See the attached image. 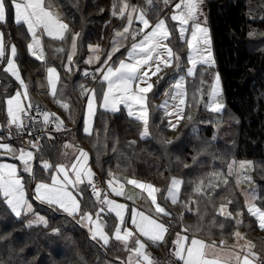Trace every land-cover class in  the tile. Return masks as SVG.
I'll return each instance as SVG.
<instances>
[{"label": "snow or ice", "instance_id": "obj_1", "mask_svg": "<svg viewBox=\"0 0 264 264\" xmlns=\"http://www.w3.org/2000/svg\"><path fill=\"white\" fill-rule=\"evenodd\" d=\"M203 2L204 0H178L172 6L171 15L167 19L159 18L155 24H152L144 8L131 4L129 0H113L111 15L114 18L126 20L124 27L121 30H114L109 49H102L99 44L88 45L90 55L81 61L89 66L97 65L94 71L84 69L82 74L101 85L99 91L96 88L80 85V95L86 98V115L83 119L85 135L91 137L95 134L99 138L100 133L93 127L99 109L117 113L121 111V105H123L127 110V116L141 124L140 138H149L151 133L148 94L153 93L156 85L164 79L159 74L165 68L175 67L178 73L183 72L170 83L165 91L167 98L158 106L169 118L167 123L169 129L175 130L185 118L189 121L193 119L190 113H186V109H198L203 105L204 109L210 113H222L225 105L222 102L221 78L218 72L210 83L201 79L199 87L195 88L191 97L188 94L187 78L195 79L201 66L208 68L215 66L211 37L206 26L207 18L202 10ZM145 3L152 6L154 0H145ZM162 3L168 7L173 4V0H162ZM53 8V0H0V23L7 22L8 13L11 11L13 22L18 26H26V31L31 36V42L27 44L29 54L41 62H46L43 45L45 37L61 43H68L70 39L68 49L60 47L55 49V52L66 54L62 66L65 72L72 73L73 65L79 63L74 61V57L78 54L80 33H72L69 25ZM169 21L174 23L173 28H169ZM134 23L139 27H134ZM174 32L178 33L181 45H186L188 65L186 68L182 67L185 58L171 46ZM253 35L254 33H249V36ZM129 39L130 44L127 43ZM122 48L125 49L122 53L123 58H119L117 53H121ZM17 55V46L6 45L4 33L0 31V63L5 64L2 71L14 77L23 89L5 99L7 124L0 125V129L7 128L9 140L13 138V131L17 137L25 135L30 137L22 141L27 147H14L10 143L3 142L4 137L0 136V158L7 157L18 161L20 165L18 167L17 163L0 162V204H3L9 214L17 219L28 215L33 216V219L27 221L28 227L34 224L47 227V219L36 212L32 202L38 201L72 217L77 224L88 229L92 240L97 243L102 242V247L109 245L112 239L121 242L123 249L130 253L126 264H158L148 253L147 245L141 237L156 246L165 243L166 236L170 234L171 224H166L163 217L171 218L172 214L158 202V194L162 190L152 183L135 178L121 181L111 172L108 173L110 179L106 181L108 191L101 189L94 182L95 173L89 166V153L82 148H77L71 142H65L63 145L65 150L73 149L70 163L53 164L50 160L41 159L44 148L42 141L45 137L53 140L55 139L53 132L68 133L71 130L56 113L44 110L38 105L34 106L30 102L28 85L22 78L16 63ZM114 57L117 58L114 60ZM75 70L80 71L78 67ZM46 73L49 94L71 120L70 104L58 98V93L59 96H63L62 91L58 89V84L61 82L60 73L56 67H48ZM153 77H157L156 84L151 82ZM26 100H29L27 104L24 103ZM36 124L42 126L36 128ZM37 132L40 134L34 135ZM104 134L105 136L107 134L106 127ZM130 143L134 144L135 141ZM167 143L170 144L172 141ZM62 155L67 157L69 153L64 151ZM251 167V161L237 163L233 160L227 163V176L235 172L237 185L242 181L251 182V177L244 171ZM37 170L43 172L47 180L37 179ZM222 174L215 172L208 174L207 184L204 178L199 179L198 182H190L193 184L192 193L197 196L206 195L208 190L218 186L212 182L213 179ZM228 182V179L223 181L225 185ZM125 183L147 194V201L150 202L148 210L137 208L129 210L127 204L118 203L110 198L109 193L115 197L124 196L126 199H133L132 196H126ZM184 183L185 181L180 178L171 177L163 199L172 204L181 203V186ZM82 185L84 187H81ZM87 188H90L92 196L95 197V204L99 205L95 212L86 211L82 206ZM244 195L247 214L256 220L260 230H264V207L257 205L255 201L258 197L254 192L244 193ZM198 203L197 200L189 198L183 202V207L187 212H193L189 205H198ZM231 203V200L221 203L216 212L225 219L234 220L239 226L243 224V219H236L229 211L228 205ZM105 212L114 213L117 221L111 234L105 230L107 222L101 215ZM195 214L198 216L197 224L182 226L170 242L171 254L177 264H264V259L254 251L255 245L247 241L239 231L232 235L237 240V245H233V248L238 246L240 240H245V244L239 245L240 251L225 250L223 240L218 246L214 241L208 243L199 238L198 234L204 230L202 221L206 213L201 214L197 207ZM237 215L242 217L243 212H238ZM183 219L182 213L178 217L181 225H183ZM211 224L216 226L215 218ZM219 228L223 229L224 224H219ZM52 232L59 234V229H53ZM208 232L211 234L210 229ZM121 264L125 262L122 261Z\"/></svg>", "mask_w": 264, "mask_h": 264}, {"label": "trees", "instance_id": "obj_2", "mask_svg": "<svg viewBox=\"0 0 264 264\" xmlns=\"http://www.w3.org/2000/svg\"><path fill=\"white\" fill-rule=\"evenodd\" d=\"M112 3L113 0H53L54 5L61 7L63 21L69 25L71 32L80 33L76 56L80 64L89 44L98 43L102 49L107 50L114 30L124 25L125 20L112 17ZM163 6H154L148 10V18L153 20L156 13H161ZM155 8H158L156 12ZM208 24L215 68L221 78L225 105L223 110L235 119L234 125H230L234 126L231 138L226 141L223 138L213 140L211 118L210 122L206 121V117L204 119L200 116V109L199 116L198 111L186 109V113H190L193 119L182 120L171 138V130L166 126L163 112L155 107L156 101L161 98L169 84L167 81L156 85L154 92L148 97L151 133L149 138H139L140 124L124 112L113 115L111 119V127L118 135L122 148L116 151L121 161L120 166L112 160L104 161L103 164L106 167L108 165L107 168L156 185L162 190L158 194V201L172 214L171 218L165 217V223L171 224L165 243L153 248L157 256L162 254L161 249L163 250L158 264H161L165 255H171L168 243L172 234L182 226L197 224V207L201 214L206 213L202 221L204 230L199 235L233 241L235 221L225 219L216 212L219 204L228 200L232 201L228 205L230 211L243 212L242 228L245 235L254 242V251L264 259V230H260L256 220L247 214L233 177L228 176L227 185L223 183L224 180L218 181L216 188L200 196L192 193L193 184L190 183L204 178L207 184L208 174L225 171L232 157L248 158L253 162L252 175L257 184V202L264 207V0H209ZM173 27L174 23L169 21V28ZM11 32L14 34L12 39L18 46L17 57L23 66V74L26 69L37 67V64L42 65L24 54L27 34L23 30L17 34L13 29ZM249 33L254 35L249 36ZM171 44L178 50L175 33ZM80 76L84 81L83 75ZM12 88L11 79L0 70L2 119L4 96L5 93L11 92ZM129 140L135 143L131 144ZM198 140L200 143L196 142ZM168 141L172 143L169 144ZM96 172L104 179L101 173H94ZM174 176L185 183L181 186V203L173 207L163 196L166 194L170 178ZM84 195V201L87 196H92L88 194L87 189ZM189 198L199 202L198 205H189L193 212H187L183 207V202ZM35 210L45 214L47 227L42 224L28 227L27 216L17 219L0 204V264H121L111 254L109 247H102L92 240L87 230L72 217L37 202ZM179 211L184 216L183 225L178 220L181 216ZM214 218L216 226L211 224ZM221 223L224 224L223 229L219 228ZM53 229H59V234H53Z\"/></svg>", "mask_w": 264, "mask_h": 264}, {"label": "crops", "instance_id": "obj_3", "mask_svg": "<svg viewBox=\"0 0 264 264\" xmlns=\"http://www.w3.org/2000/svg\"><path fill=\"white\" fill-rule=\"evenodd\" d=\"M140 1L141 0H135V1L132 2L131 0H129V2L131 4L137 5L138 7H139ZM159 5H163L162 0H154L153 5L150 6L149 8H147V9H145V10L147 12H149L148 10L153 9L154 6L157 7ZM54 7H58L60 9V17L62 18V14L63 13H62L61 7H59V5L58 6L54 5ZM165 13H166L165 11H161L160 14L163 15ZM160 14L156 13L153 20H150L148 18V16H147V18L151 21V23H155L157 21L158 16ZM7 20L10 21V22L0 23V31H2L4 33V40H5L6 45L15 44L14 40L12 39V35H14V34H12L11 29H13L15 34L21 32V30H23L28 36V40L26 41V45H25L24 54L27 55L31 59H35L33 56H31L29 54V52L27 50V44L30 43L29 40L31 39V36H30V34L27 33L26 26H22V25L18 26V25H16L13 22V16H12V12L11 11H9V13H8ZM125 22H126V20H125ZM168 26H169V23H168ZM134 27H139V25L134 23ZM69 44H70V39H69L68 43L63 44V43H61L59 41H53L50 38L45 37L43 39V45H44V50H45V53H46V62L39 61L40 63H42L43 66L37 64V67H34L32 69H28V70L26 69L24 74L22 72V67L23 66L19 63L18 57H16V63L19 66V70H20L21 76L24 79L25 83L28 85V93H29L30 102L33 105L35 103L39 102V101L43 102L44 104H46L51 109L52 112L56 113L58 116H60L64 120L65 125H68L69 127L77 126L76 130H75V136H74L75 140H76V143H74V140H72L71 143H73L77 148H82V149L86 150L89 153V156H90L89 164H90L92 170L94 172L98 171V173H101V175L104 177L105 183H106V180H107V178L109 176L108 175L109 172L118 173V174L121 173L122 175H128L129 176V174H125L124 172H120V171H117V170H113L111 168H107L108 165L106 167V165L103 164L104 161L112 160V161H115L118 166H120L121 158H119V155L116 154V151H119L122 148L120 147V144H119L120 142H119L118 135L116 134V132L111 127V119H112V116L115 115V114H118L120 112H124L125 114H127V112L123 111L121 109V111H119L117 113H111V112H106L103 109H99L97 111L96 119H95V122H94V125H93L94 129L97 132L100 133L99 138H97V136L95 134L93 136H91V137H89V136L84 134V132H83V123H82V119L83 118H81V117H84V112H83L84 111V107H83V104H82L83 100H84V97H82L80 95V85H86L87 83H90V80H89V78L86 79L84 77V79H85L84 81H86V82H85V84L81 83L80 81H82V79H81L80 74L82 75L81 69L83 67H85L86 64H84V63L74 64L73 65L74 71L72 73H67V72H65V70H64V68L62 66V62L66 59V54H57L55 52V49L60 48V47L68 49L69 48ZM97 44L98 43H92V44H89V45H97ZM15 45L17 46V44H15ZM17 51H18V46H17ZM124 51L125 50H123V48H122L121 49V53H117V56L120 55L119 57L123 58L122 53H124ZM88 53L89 52L87 50L86 54L88 55ZM87 55H84L83 59H86ZM74 61L77 62L76 56L74 57ZM2 65H3V63H2ZM48 65L55 66L57 68L58 72L60 73L61 82H60V84H58V89L60 91H62L63 96H59V93H58V98H60L64 102H68L70 104L71 115H72V119L71 120L68 119V116L65 113V111L62 110L60 107H58V105L55 103L53 97L49 94L50 93V89H49V87L47 85V81H46V69L48 68ZM87 66H89V65H87ZM77 67L79 68L80 71H76L75 70ZM91 67H94V66L92 65ZM91 67H88V68H91ZM95 67H96V65H95ZM2 68L3 67L1 66V72L4 73L2 71ZM4 75H6L7 77H9V79H11L12 86H13L11 92L5 93V96H4V101H5V99L7 97H10V96L14 95L18 90L23 91V89L20 88V85H19V83L16 82L15 78H13L12 76H10L7 73H4ZM173 81H174V79L169 82V84L167 85L168 88H169L170 83H172ZM95 87L99 91L100 88H101V85H99L97 83L95 85ZM165 97L166 96H165V92H164L163 95L161 96V98H159L156 101V103H155V107L157 109H159L160 111H162V112H163V110L160 109L158 106H160L163 103V98H165ZM28 102H29V100L24 101L25 104H27ZM5 107L6 106L4 104V108H3L4 118L2 119V117L0 116V121H1V125H5L6 126L7 117H6V114H5ZM163 114H164V112H163ZM164 116H165V119H166V115L165 114H164ZM166 126H167V119H166ZM105 127L107 129L106 136L104 134ZM5 129H7V128L4 127L2 129L3 131L0 130L3 133V135H4V133H6ZM141 130H142V126L140 124V127H138V136H139V132ZM170 130H171L170 135H171V138H172L174 136V130H172V129H170ZM13 134L15 135L14 132H13ZM5 135L7 137L8 136V132ZM139 138H140V136H139ZM6 139H7L6 141L9 140L8 138H6ZM14 139H15L16 143H14V142L13 143L20 145L18 143V141H17V136H15ZM130 141L131 140H129V142ZM42 144L44 145V148L42 149L43 156L40 157L41 159L50 160L53 164H58V163H61L63 161H67V160H71L72 159L73 149L65 150L61 146L62 144H61V142L59 140L53 141V140H49V139H47V137H45V139L42 141ZM13 146H15V145H13ZM20 146H22V145H20ZM113 149H115V150L113 151ZM64 151H67L69 153V155L67 157L62 155V153ZM17 165H18V167H20L19 162H17ZM36 175H37V177H43V178L46 177L45 174L43 172L39 171V170H37ZM130 177H132V176H130ZM26 179H27V177H26ZM81 187H84V186L82 185ZM94 200L95 199H93L92 196H91V198L87 196V200L86 201H82L83 208L84 209L94 210L97 207V205L95 204ZM33 202H34V207H35L36 202L39 203L38 201H34V200H33ZM168 203L171 206L174 205V204L170 203V201H168ZM51 209L53 210V208H51ZM54 211H56V210L54 209ZM56 212L63 213L61 211H56ZM37 213H40V212H37ZM40 214H42V213H40ZM64 214H66V213H64ZM30 216L31 215H28L27 219H29ZM103 217H104V220L107 222L106 228H107L108 232L111 234L114 231L115 224L117 223L116 218H115V214L114 213L107 214L105 212ZM163 220L165 222V217H163ZM166 224H168V222H166ZM180 228L177 229L176 232L180 231ZM87 232H88V230H87ZM175 233L172 234L173 236H172L171 240L174 239ZM89 235H90V233H89ZM198 236H199V238L204 239L208 243H212L214 241L218 246L220 245V242L222 240L225 241V244L223 245V248L225 250L240 251L239 245L245 244L244 240H240L238 242V246L233 248V245H237V240L235 238H234V241H227L226 239H223V238L212 239V238H206V237H204L202 235H199V234H198ZM165 239H167V236H166ZM247 241H249V239ZM99 244L102 245L101 242ZM157 246L159 247L160 244H158L156 246H153L149 242L148 245H147V251L154 258V260L156 262H159L160 258L163 256V252H162L163 250L161 249V253H162V254H160L161 256L160 255L157 256V254L153 250V248L157 247ZM168 246H169V250H170V254H171V249H172L171 243H168ZM103 247H106V248L109 247V251L111 253H113V256L115 257V259H117V257H119L118 260L120 262L124 261L125 264H126V260H127V257L125 258V254L126 253H125V250L123 249V245L120 242L115 241L114 239H112V240H110L109 245L103 246ZM155 254H156V256H155ZM161 260H163V258ZM161 263H162V261H161Z\"/></svg>", "mask_w": 264, "mask_h": 264}, {"label": "rangeland", "instance_id": "obj_4", "mask_svg": "<svg viewBox=\"0 0 264 264\" xmlns=\"http://www.w3.org/2000/svg\"><path fill=\"white\" fill-rule=\"evenodd\" d=\"M176 2H178V0H173V4L172 5H170V6H168V7H165V6H163L162 7V11H165L166 13L165 14H163V15H159L158 16V19L159 18H165V19H167L170 15H171V11H172V6H174V4L176 3ZM208 2H209V0H204V2H203V5H202V10H203V13H204V15L206 16V18H207V24H206V26L208 27V29H209V24H208ZM139 7L140 8H144V9H147V8H149L150 6H148L146 3H145V0H141L140 1V3H139ZM158 8H155V12H156V10H157ZM53 10L60 16V9L58 8V7H54L53 8ZM203 19V18H202ZM126 23V22H125ZM156 23V22H155ZM155 23H152V24H155ZM125 25V24H124ZM124 25H123V27H124ZM123 27H120V28H117L116 30H121ZM114 33V32H113ZM175 33V32H174ZM209 33H210V30H209ZM175 36H176V41H177V43H178V50H176V49H174V47H173V45L171 44V46L173 47V49H174V51H176V52H178L180 55H181V57H183V58H185L184 59V61H183V64H182V67L183 68H186L188 65H187V63H186V53H187V48H186V45H181V43H180V41H179V39H178V33H175ZM113 39V34H112V36H111V38H110V41ZM30 42H31V39L29 40ZM110 41H109V46L107 47V49H109V47H110ZM127 43L128 44H130L131 43V40L129 39L128 41H127ZM11 45V44H10ZM70 45V44H69ZM93 46H95V45H93ZM88 50V49H87ZM123 50H125L124 48H123ZM211 50H212V55H213V49H212V43H211ZM85 55H87V54H85ZM88 55H90V53H88ZM87 55V56H88ZM101 56L103 57V55H102V53H101ZM120 56V55H119ZM119 56H117V57H119ZM117 57H114V60L117 58ZM120 58V57H119ZM213 58H214V55H213ZM215 60V59H214ZM18 65V64H17ZM5 66V64H3L2 65V67H4ZM94 66V68H95V65H93ZM97 66V65H96ZM48 67H55V66H53V65H48ZM88 67H91V66H87V65H85V67H83L82 69H81V72H83V70L84 69H89ZM94 68H92L93 69V71H94ZM218 71L216 70V68H215V66L214 67H211V68H208V67H206V66H201V67H199V69H198V72H197V75H196V77H195V79H193V78H187V88H188V91H189V95H190V97H191V95H192V93H193V89L195 90V88L196 87H199V81L202 79V80H204V81H207V82H211L212 81V79H213V76L215 75V73H217ZM201 73L203 74V75H201ZM21 74V73H20ZM183 74V72H177L176 70H175V67H172V68H165L159 75L160 76H163L164 77V79L162 80V81H160V83L159 84H161L162 82H170V81H172L173 79H175V78H177L179 75H182ZM46 75H47V73H46ZM14 78V77H13ZM82 79V78H81ZM156 80H157V77H153L152 78V83L153 84H156ZM17 83H19L18 81H16ZM81 83H84L85 84V82L86 81H83V79H82V81H80ZM97 83H95V82H90V83H87L85 86H87V87H89V88H96L95 87V85H96ZM158 84V85H159ZM18 86V85H17ZM221 88H222V86H221ZM97 89V88H96ZM166 89H168V87L166 88ZM166 89H164V92L166 91ZM205 89H207V85H205ZM150 94V93H149ZM149 94H148V97H149ZM167 97H165V98H163V102L165 101V99H166ZM205 100H207V97L205 96ZM222 102L224 103V98H223V92H222ZM35 104H41V105H43V106H46L47 107V109L49 110V112H52L51 111V109L46 105V104H44L43 102H41V101H39V102H37V103H35ZM83 107H84V117H85V115H86V108H85V106H86V98H84V100H83ZM121 109L123 110V111H126L127 112V110L123 107V105H121ZM199 109H200V116H202L204 119H205V117H206V121H209L210 122V118H211V122H212V125H213V129H212V135H211V138L213 139V140H221L222 138H223V140H225L226 141V139H228V138H231L232 136H233V133H234V126H230V125H234V122H235V119L233 118V116L230 114V113H228V112H225L224 110L222 111V113H219V114H215V113H210V112H208V111H206L205 109H204V107H203V105H201L198 109H196V108H190L189 109V111L190 110H194V112H196V111H198V116H199ZM193 112V113H194ZM84 117H81V118H83L84 119ZM83 119H82V123H83ZM166 119H167V123H168V117L166 116ZM173 122H175L174 121V119H173ZM0 125H1V121H0ZM71 125V124H70ZM76 127L77 126H75V127H70L71 128V131L70 132H68L66 135H67V139L65 140V141H63V143L61 142V146L63 147V145L65 144V142H71L72 140H74V143H76V140H75V130H76ZM1 131H3L2 129H0ZM0 131V136H3L4 137V141L3 142H5V143H10L12 146L13 145H15L14 147H20V145H18V144H14V143H16V141H15V136L16 135H14L13 134V138L9 141H6L7 139V137H6V135L5 134H7V129H5V132L6 133H4V135H3V133ZM14 132V131H13ZM15 133V132H14ZM13 140V141H12ZM14 142V143H13ZM197 143H200L199 142V140L198 141H196ZM19 143V142H18ZM233 160H235L237 163H239V162H241V161H251L252 162V160H250V159H248V158H235V157H232L231 158V160L229 161V162H231V161H233ZM0 162H8V163H17L18 161H15V160H12V159H9V158H7V157H3V158H0ZM71 162V160H67V161H63V162H61V163H70ZM89 166H90V164H89ZM91 167V166H90ZM122 169H125V167H121ZM92 169V168H91ZM126 170V169H125ZM93 171V170H92ZM245 171V174L246 175H248V176H250L251 177V182H248V181H242L239 185H237L236 184V186H237V189H238V191H239V193H240V195L242 196V200H243V205H244V207H246L245 206V202H246V196L244 195V193H250V192H255L256 190H257V184H256V182H255V180H254V178H253V175H252V171H253V162H252V167L251 168H248V169H245L244 170ZM94 172V171H93ZM97 173V172H96ZM215 173H217V174H220V173H223L222 175H218L216 178H214V180L212 181L214 184H216L217 185V183H218V181H222V180H224V179H227L228 178V176H227V168H226V170L225 171H217V172H215ZM112 174H114L116 177H119L120 179H121V181H126L127 179H132V178H134V177H130V176H128V175H122L121 173L120 174H118V173H112ZM232 177H233V181H235V183H236V179H237V175H236V173L234 172L233 173V175H231ZM174 177H176V178H178L177 176H174ZM37 179H44V180H47V177H45V178H43V177H37ZM103 179V178H102ZM108 179H110V177L108 176V178H107V180ZM135 179H137V180H139V181H142V182H146V183H151V182H149V181H144V180H141V179H138V178H135ZM104 180V179H103ZM106 180V181H107ZM105 182V181H104ZM153 184V183H152ZM169 184V183H168ZM107 185V184H106ZM114 186H119V185H114ZM108 187V186H107ZM124 191H125V193H126V196H132L133 197V199H131V200H129V199H126V197H124V196H122V197H115L114 195H111L110 193H109V196H110V198H112V199H115L118 203H124V204H127L128 205V208H129V210H131L132 208H137V209H140V210H148L149 208H150V202L149 201H147V194L146 193H142L141 192V190L140 189H137V188H135L134 186H132V185H128V184H124ZM255 194H256V192H255ZM33 202V201H32ZM256 203H257V205L258 206H260L259 204H258V202H257V200L255 201ZM171 203V202H170ZM33 204H34V202H33ZM97 205V207L94 209V210H90V209H85L86 211H93V212H95V211H97L98 210V208H99V205L98 204H96ZM162 205V204H161ZM163 206V205H162ZM175 206V204L173 205V207ZM219 206H220V204H219ZM219 206H218V208H219ZM164 207V206H163ZM230 211V210H229ZM180 213H179V216L182 214V212L181 211H179ZM232 212V211H231ZM238 212H241V210H237L236 212H232L233 213V216L234 217H236V219H242V217L241 216H238L237 215V213ZM39 215H41V216H44L45 217V215L44 214H40L39 213ZM102 215V217H103V215H104V213H102L101 214ZM34 217L33 216H30V218L29 219H27V221L28 220H31V219H33ZM46 218V217H45ZM103 219H104V217H103ZM235 223V222H234ZM87 229V228H86ZM88 230V229H87ZM105 230L106 231H108L107 230V228H105ZM236 231H239V232H241L245 237H246V240H248L249 238H247V236L245 235V232H244V230H243V228H242V224L241 225H239V226H237L236 224H235V228H234V232H236ZM263 238V237H262ZM262 238H260L261 240H262ZM141 239L143 240V242L145 243V244H147L148 245V240L147 239H145V238H143V237H141ZM264 239V238H263ZM233 241H234V239H233ZM245 241V240H244ZM249 241H251L253 244H254V242L252 241V240H250L249 239ZM119 242V241H118ZM102 243V242H101ZM121 243V242H120ZM131 243V242H130ZM134 246V245H133ZM125 258L126 257H128V255L130 254L129 252H127V251H125ZM112 255H113V253H111Z\"/></svg>", "mask_w": 264, "mask_h": 264}, {"label": "built area", "instance_id": "obj_5", "mask_svg": "<svg viewBox=\"0 0 264 264\" xmlns=\"http://www.w3.org/2000/svg\"><path fill=\"white\" fill-rule=\"evenodd\" d=\"M1 65H2V63H0V69H1ZM89 71H92V70H89ZM85 78H88V77H85ZM90 79V78H89ZM35 105H38L40 108H42V109H44V110H47V111H49L48 109H47V107L46 106H43V105H41V104H34V106ZM34 111V110H33ZM42 125L41 124H36L35 125V127L36 128H40ZM68 129H70L71 130V128L68 126V125H65ZM40 133L39 132H37V133H35L34 135H39ZM67 133H56V132H53L52 133V135L55 137V139L56 140H59V141H61L62 143H63V141H65L66 139H67V135H66ZM27 139H30V137H28L27 135H25V136H23V137H17V141L19 142V144H21L22 146H25V147H27V145H24L23 143H22V141L23 140H27ZM94 182L97 184V186H99L101 189H103V190H105V191H108V188H107V186H106V183L104 182V180L102 179V177L99 175V174H97V173H95V177H94ZM87 191H88V193L90 194V195H92L91 194V190H90V188H87ZM94 197V196H93ZM95 198V197H94ZM155 256H156V254H155ZM170 262H171V264H177V261L173 258V256L172 255H165L164 257H163V260H162V263L161 264H170Z\"/></svg>", "mask_w": 264, "mask_h": 264}]
</instances>
